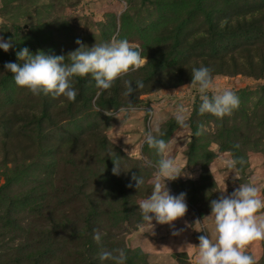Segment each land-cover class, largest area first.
<instances>
[{"label":"rangeland","instance_id":"obj_1","mask_svg":"<svg viewBox=\"0 0 264 264\" xmlns=\"http://www.w3.org/2000/svg\"><path fill=\"white\" fill-rule=\"evenodd\" d=\"M243 20L253 24L235 31L231 24ZM0 37L15 43L0 51V264H113L99 257L118 248L126 264H195L192 246L212 237L210 204L222 195L228 151L244 163L225 179L223 195L252 183L264 198V0H0ZM113 38L144 50L147 63L100 96L88 77L76 78L75 101L33 95L4 68L25 47L67 57L77 40L91 48ZM201 66L221 69L210 93L239 96L231 116L199 114L190 84ZM130 103L135 112L121 110ZM180 105L188 127L177 124ZM146 132L164 139L163 158L194 179L166 182L171 194L187 193L186 214L141 232L139 203L162 158L142 143ZM140 175L145 184L137 189L132 177ZM246 251L264 264V241Z\"/></svg>","mask_w":264,"mask_h":264},{"label":"clouds","instance_id":"obj_2","mask_svg":"<svg viewBox=\"0 0 264 264\" xmlns=\"http://www.w3.org/2000/svg\"><path fill=\"white\" fill-rule=\"evenodd\" d=\"M79 46L76 50L64 55H55L38 50L32 54L25 47L15 53L17 61L4 65L6 72L11 73L15 85L31 92L33 95L43 94L53 97H65L68 101H75L78 90L74 87L76 78L88 77L95 82L98 89L96 95L100 96L109 90L113 83L129 71H136L142 64L147 63L143 55L144 50L133 46L127 39L113 38L110 41L95 43L89 48L82 41L77 40ZM13 40L0 37V51L7 53L14 48ZM132 82H127L126 95L130 96L134 89ZM199 93V114H210L222 120L240 106L239 96L230 89L223 92H211L213 87L212 71L208 67L193 68L191 84ZM143 81L136 82V88H144ZM122 111L135 112L134 106L129 104ZM183 105L177 107L176 121L181 127H188L184 116ZM146 113L141 112L140 115ZM159 131V130H157ZM198 131L196 135H200ZM164 132H159L163 137ZM142 143L155 150L162 158L155 165L152 191L147 198L139 203L142 222L137 225L143 232L146 227H153V220L159 225H172L182 218L187 210V193L181 192L173 195L167 186L168 181L180 178L194 179L184 173V168L177 166L174 158H163L168 150V143L158 138L152 132H146ZM239 147V145H235ZM222 160L223 166L229 170L226 178L232 171H239L238 165H243V159H238L231 151L225 152ZM113 175L119 176L123 171L119 158L113 162ZM151 167V162H149ZM225 178V179H226ZM136 187L139 189L145 184L144 178L133 176ZM224 179V181H225ZM220 191L221 197L210 204L214 229L212 237L208 234L199 237L195 264H255L254 257L247 254V247L254 241H264V198L260 190L252 183L239 184L230 195L226 193V185ZM131 187V184L129 185ZM200 223L199 221L196 222ZM203 231V229L201 230ZM204 232V231H203ZM93 239L100 242L102 234L95 231ZM99 259L112 261L113 264H126L127 255L123 249L103 251Z\"/></svg>","mask_w":264,"mask_h":264},{"label":"trees","instance_id":"obj_3","mask_svg":"<svg viewBox=\"0 0 264 264\" xmlns=\"http://www.w3.org/2000/svg\"><path fill=\"white\" fill-rule=\"evenodd\" d=\"M227 25H226V27L229 29V26H230V24L231 23H226ZM253 23H249V21H247V20H243L242 22H237V25L238 26H234V25H232L231 24V26L233 27V28H236L235 29V31H241V30H243L242 29V27H245L246 28V26H251ZM230 31H233V32H235L234 30H230ZM259 61H261L262 63L264 62V54H261V56H260V58H259ZM251 63H253V61H250ZM223 66V65H222ZM233 69H236V70H238V68H240V67H238V65L236 64H233ZM226 68H228L227 70H230L229 69V67H226ZM221 69H211V71H212V75L213 76H215V75H217V74H221V71H220ZM249 71L250 72H252V74L253 75H250V76H255V77H257V75L255 74V73H253V72H255L254 71V69H253V66L251 65V67H249ZM232 72H234V71H232ZM235 73L236 74H239V73H241V71H235Z\"/></svg>","mask_w":264,"mask_h":264}]
</instances>
